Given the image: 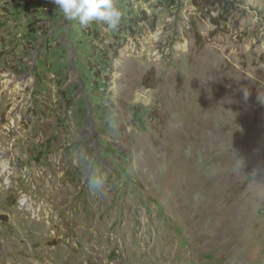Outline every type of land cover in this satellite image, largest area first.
I'll return each mask as SVG.
<instances>
[{"label":"rangeland","instance_id":"obj_1","mask_svg":"<svg viewBox=\"0 0 264 264\" xmlns=\"http://www.w3.org/2000/svg\"><path fill=\"white\" fill-rule=\"evenodd\" d=\"M114 3L0 0V264H264V0Z\"/></svg>","mask_w":264,"mask_h":264},{"label":"clouds","instance_id":"obj_2","mask_svg":"<svg viewBox=\"0 0 264 264\" xmlns=\"http://www.w3.org/2000/svg\"><path fill=\"white\" fill-rule=\"evenodd\" d=\"M52 3L60 10L64 19L77 21L81 27L101 22L115 30L122 16L114 0H52ZM248 94L244 92L245 99Z\"/></svg>","mask_w":264,"mask_h":264},{"label":"trees","instance_id":"obj_3","mask_svg":"<svg viewBox=\"0 0 264 264\" xmlns=\"http://www.w3.org/2000/svg\"><path fill=\"white\" fill-rule=\"evenodd\" d=\"M146 20V18H142V21H145ZM131 22V20L129 19V18H123L122 19V22H125V23H127V22ZM119 25H120V23H119ZM119 25H118V27L114 30L115 31V33L116 34H118L119 32H121V29L119 28ZM114 54V57L116 56V54H118V52H117V50H115V53H113ZM111 70V72L113 71V69L111 68L110 69Z\"/></svg>","mask_w":264,"mask_h":264},{"label":"water","instance_id":"obj_4","mask_svg":"<svg viewBox=\"0 0 264 264\" xmlns=\"http://www.w3.org/2000/svg\"><path fill=\"white\" fill-rule=\"evenodd\" d=\"M143 95H139V97H138V100H137V103H136V108H138L139 107V105H141L142 104V102H143ZM0 218H8L7 217V215H0Z\"/></svg>","mask_w":264,"mask_h":264},{"label":"bare ground","instance_id":"obj_5","mask_svg":"<svg viewBox=\"0 0 264 264\" xmlns=\"http://www.w3.org/2000/svg\"><path fill=\"white\" fill-rule=\"evenodd\" d=\"M21 82L19 81V82H16L15 84L17 85V84H20ZM3 163V162H2ZM2 163H0V173H1V171H2V169H4V166L2 165Z\"/></svg>","mask_w":264,"mask_h":264}]
</instances>
